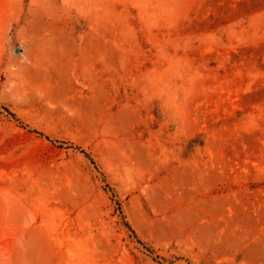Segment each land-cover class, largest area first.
<instances>
[{"label": "rangeland", "instance_id": "obj_1", "mask_svg": "<svg viewBox=\"0 0 264 264\" xmlns=\"http://www.w3.org/2000/svg\"><path fill=\"white\" fill-rule=\"evenodd\" d=\"M0 264H264V0H0Z\"/></svg>", "mask_w": 264, "mask_h": 264}]
</instances>
